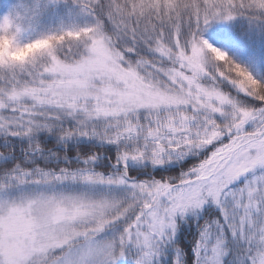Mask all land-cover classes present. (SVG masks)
<instances>
[{
  "label": "snow or ice",
  "instance_id": "6c2138e0",
  "mask_svg": "<svg viewBox=\"0 0 264 264\" xmlns=\"http://www.w3.org/2000/svg\"><path fill=\"white\" fill-rule=\"evenodd\" d=\"M236 21L264 0H0V264H264V79L205 36Z\"/></svg>",
  "mask_w": 264,
  "mask_h": 264
},
{
  "label": "trees",
  "instance_id": "16d2710c",
  "mask_svg": "<svg viewBox=\"0 0 264 264\" xmlns=\"http://www.w3.org/2000/svg\"><path fill=\"white\" fill-rule=\"evenodd\" d=\"M246 25L241 21L233 22L232 24L228 23H214L205 33L206 38L209 39L211 43H214L216 47H221L230 54H232L238 62H241L248 66L254 75L259 79H264V39L254 37L251 40H241L239 39L241 31L245 28ZM252 55L261 57V59L253 63L250 59ZM242 96V94H239ZM251 99V98H247ZM97 147L101 145L97 144ZM43 164V161H38ZM194 162L193 158H190L187 163ZM177 168L175 171H178ZM184 227H189V225H184ZM190 231L195 233L196 224L193 223L190 226ZM190 238V237H189Z\"/></svg>",
  "mask_w": 264,
  "mask_h": 264
}]
</instances>
